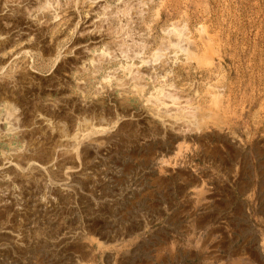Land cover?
<instances>
[{
    "label": "rangeland",
    "instance_id": "obj_1",
    "mask_svg": "<svg viewBox=\"0 0 264 264\" xmlns=\"http://www.w3.org/2000/svg\"><path fill=\"white\" fill-rule=\"evenodd\" d=\"M0 38V264H264V0H0ZM9 108L79 140L42 172Z\"/></svg>",
    "mask_w": 264,
    "mask_h": 264
},
{
    "label": "bare ground",
    "instance_id": "obj_2",
    "mask_svg": "<svg viewBox=\"0 0 264 264\" xmlns=\"http://www.w3.org/2000/svg\"><path fill=\"white\" fill-rule=\"evenodd\" d=\"M2 37V36H1ZM184 40V39H183ZM5 40H3V38H0V45H2L4 43ZM186 41V40H184ZM189 41V40H188ZM186 41V46L183 48V50L189 54L190 56L193 55V52H195L189 48L191 47V44ZM184 46V43L182 45V47ZM159 55V54H158ZM162 55V54H161ZM194 56V55H193ZM192 57V56H191ZM18 80L20 81H24V82H28L27 79L25 77H20L18 76ZM13 83V82H12ZM28 84H30V87L33 85L32 82H28ZM15 87V86H14ZM220 88V87H219ZM16 90V89H15ZM7 91V90H6ZM14 89L12 87H9L8 89V92L9 94L13 95L14 94ZM13 98V97H12ZM16 98V97H15ZM14 99V98H13ZM176 99V98H175ZM175 99H170L171 100V104H160L158 101L156 107H158V109L156 111H159L157 113H167V112H171L172 110L176 111V110H180V109H183L182 107L179 106V104L181 103V101H177ZM217 99L216 101V106H215V109L214 110H211V117H215L217 116L218 113H220V99L219 98H215ZM169 100V101H170ZM180 100V99H179ZM162 103V102H161ZM169 103V102H168ZM189 108V107H188ZM191 113L192 114H196L200 111L198 110H193L192 108L190 109ZM180 113V112H179ZM203 114V113H202ZM28 115H26L25 112H17L15 111V109L13 110V108H9V113L6 117V121L7 122H10L11 124V128L15 131H17L18 133H22V136H26V137H34L36 136L37 139L36 141L33 142V145L37 148V149H41L39 151V157H40V161L41 162H34L33 163H30V165H32V167H35L37 169H39L40 171L42 172H46L47 170H52L55 165H56V161H57V152L58 150L56 151L55 148L53 149H50L49 147L46 148L45 145H47L50 140H53L55 137H58V141H57V144L60 145V147H65V146H68V145H72V144H76V142L79 140V137L77 135H72L69 139L66 138V135H64L63 133V129L62 127H60V125L58 123L56 124H53L52 122H50L46 117H44L42 114L39 113V111H36V112H32L31 113V118L28 119L27 118ZM160 116V115H159ZM206 116V115H205ZM28 121L31 123L30 126H28ZM84 122V121H83ZM82 122V123H83ZM85 122H88V121H85ZM102 124V123H101ZM197 124V123H196ZM198 125V124H197ZM84 126V129L87 130L88 128V124L87 123H84L83 124ZM91 128V127H90ZM66 130V129H65ZM84 130V131H86ZM83 131V130H82ZM85 136V135H83ZM93 138V137H92ZM91 138V136H87V138L85 139H89V141H92L93 139ZM97 140V139H96ZM96 140H94L95 142H97ZM93 141V142H94ZM32 143V142H31ZM92 143V142H91ZM100 143V142H99ZM93 144V143H92ZM107 144V143H106ZM93 146V145H92ZM34 147V148H35ZM107 147V146H106ZM32 148V147H31ZM98 148V147H97ZM103 149V148H102ZM88 150V149H87ZM97 150V149H96ZM100 151V150H99ZM103 153H108L109 152V149H103L102 150ZM37 153V152H36ZM101 153V152H99ZM34 154V153H33ZM29 155V154H28ZM31 155V154H30ZM35 156V155H34ZM29 158V157H28ZM26 160V159H25ZM34 160V159H32ZM20 161V160H19ZM30 162V161H29ZM5 163V162H4ZM29 165V164H28ZM2 166H4L2 164ZM19 166V165H18ZM24 166V165H22ZM16 169L14 170L15 171V174H17L16 172H21V174H23V171H20V169L13 165V164H8L4 167H1L0 168V172H4V171H8L9 169L13 168ZM30 170V169H29ZM30 172V171H29ZM10 173V172H9ZM24 173H25V170H24ZM14 174V173H13ZM30 174V173H29ZM18 175V174H17ZM25 175V174H24ZM1 176V174H0ZM16 178V177H15ZM20 178V176H19ZM22 178V177H21ZM30 179V178H29ZM20 180V179H19ZM31 181V180H30ZM23 182V181H22ZM25 183V181H24ZM26 185V184H25ZM51 185V184H50ZM28 186V185H27ZM26 186V187H27ZM35 186V185H34ZM25 187V186H24ZM36 187V186H35ZM55 189V188H54ZM56 190V189H55ZM65 191V190H64ZM68 191V190H67ZM63 192V191H62ZM28 193V192H27ZM30 193V192H29ZM64 193V192H63ZM69 194V193H68ZM4 197V196H3ZM8 197V196H7ZM22 202V201H21ZM47 202V201H46ZM52 202V201H51ZM20 203V201H19ZM42 203V202H41ZM46 204V203H45ZM48 206V205H47ZM52 206V205H51Z\"/></svg>",
    "mask_w": 264,
    "mask_h": 264
}]
</instances>
